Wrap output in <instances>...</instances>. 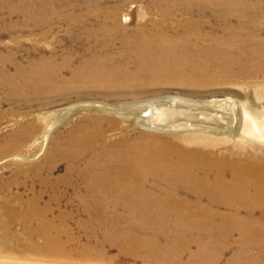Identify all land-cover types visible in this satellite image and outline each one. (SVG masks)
Wrapping results in <instances>:
<instances>
[{"label":"rangeland","instance_id":"374dc122","mask_svg":"<svg viewBox=\"0 0 264 264\" xmlns=\"http://www.w3.org/2000/svg\"><path fill=\"white\" fill-rule=\"evenodd\" d=\"M201 6H214L217 13ZM246 17L254 35L264 38V0H0V262L157 264L146 250L105 235L102 217L88 211L81 197L86 159L74 160L62 146L88 128L104 133L103 145L127 139L131 159L157 161L166 153L162 140L170 150L247 147L263 154L264 137L227 143L183 127L152 132L127 118L147 112H117L175 100L228 111L237 103L257 111L264 126V74L242 71L235 61L243 56V37L235 33ZM146 32L174 40L175 48L161 53L169 57L160 59L161 66L138 50ZM222 60L227 67L217 68ZM168 61L172 67H165ZM36 203L52 209L56 225L63 219L72 255L46 258L35 249L44 243L38 223L31 219L28 227L25 221ZM6 241L12 251L7 255ZM168 241L162 244L174 251ZM86 246L91 253H84ZM229 258L217 264H264Z\"/></svg>","mask_w":264,"mask_h":264},{"label":"bare ground","instance_id":"6f19581e","mask_svg":"<svg viewBox=\"0 0 264 264\" xmlns=\"http://www.w3.org/2000/svg\"><path fill=\"white\" fill-rule=\"evenodd\" d=\"M169 7L171 11L175 9L172 5ZM213 8L201 6L199 10L217 13ZM191 23L201 24L189 19L188 24ZM253 26L247 17L238 25L235 35L243 37L240 39L243 56L235 61L241 64L242 71L258 75L264 74V38L254 35ZM143 36L145 45L138 50L150 54L152 63L161 66V58L169 59L161 53H170L175 48L174 40L149 32ZM244 57L245 61L241 62ZM228 63L218 61L216 67L223 69ZM172 66L168 61L165 67ZM124 111L147 112L140 118L130 115L127 118H134L138 126L152 132L183 127L185 132L222 136L227 143L246 136L264 137V126L258 122L261 116L237 103L231 105L230 111L177 100L117 112L124 114ZM103 137L101 130L81 128L62 148L70 151L74 160L86 159L87 181L81 197L88 211L102 217L108 227L105 235L126 247L146 250L147 256L157 259V264H182L187 254L186 264L208 261L217 264L226 256L230 261L264 263V207H261L264 205L261 203L264 202V153L247 147L223 150L179 146L170 150L162 140L158 144H164L166 153L152 162L138 155L131 159L133 147L127 139L113 145L107 139L103 145ZM150 177L158 182L150 183ZM253 202L257 206H252ZM50 215L53 212L49 206L42 208L36 203L26 217L25 225H30L31 219L38 223L36 232L44 241L34 248L46 258L72 255L67 250L72 239L69 234L67 240L63 239V219H59L58 226ZM163 240L173 243L174 251L168 243L162 244ZM3 245L4 254L12 252L5 249L9 241ZM89 247H85L84 253H91Z\"/></svg>","mask_w":264,"mask_h":264}]
</instances>
